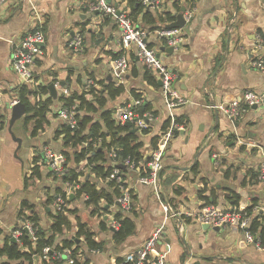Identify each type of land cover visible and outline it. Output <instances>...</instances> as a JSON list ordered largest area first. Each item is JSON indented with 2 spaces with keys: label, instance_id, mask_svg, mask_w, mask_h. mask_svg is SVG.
Segmentation results:
<instances>
[{
  "label": "crops",
  "instance_id": "crops-1",
  "mask_svg": "<svg viewBox=\"0 0 264 264\" xmlns=\"http://www.w3.org/2000/svg\"><path fill=\"white\" fill-rule=\"evenodd\" d=\"M92 1L6 0L0 4V242L22 215L36 214L45 229L53 223L54 200L59 190L65 189V181L60 176L54 178L56 174H49L44 166L40 167L41 177L31 173L33 157L43 156L46 146L61 156L62 136H55L60 120L53 113L64 89L68 93L82 92L89 79L123 84L124 92L108 102L115 108V117L133 93H142L157 117L150 131L138 132L144 143L142 155L154 147L158 131L170 118L158 74L141 63L135 45L126 49L122 46L116 18L110 13H95ZM108 2L132 11L127 0ZM189 2L162 0L155 9L158 13L171 12L175 18L160 27L152 28L141 15L137 20L151 31L167 27ZM195 4L197 11L188 24L190 30L183 32L179 48L170 52L169 45L156 35L150 39L158 56L177 73L175 85L188 98L174 111L176 119L186 121L185 132L175 134L163 158V199L176 210L194 213L208 203L221 208L237 206L228 198L232 190L239 194L241 207L254 205L257 199L258 208L253 211L257 214L260 207L264 208V181L254 183L252 176L264 162V105L247 108L234 121L213 105L237 99L247 90L264 92V71L254 64L258 55H264V46L256 47L259 36L264 41V0H195ZM39 21L45 41L33 70L38 84H55L57 96L48 112L50 121L33 135L35 122L27 121L26 113L10 124L12 101H20L25 84L13 68L12 57L21 39ZM78 34L82 36L81 48L72 44ZM121 54H127L130 68L118 83L115 59ZM146 70L154 76L155 84L146 79ZM138 177L137 170L125 174L133 191L132 209L126 215L134 220L135 229L123 241L113 239L106 214L93 212L94 206L86 204L96 222L94 238L105 241L102 250L87 253L90 264H117L118 256L134 258L154 228L163 224L165 230L154 252L164 254L166 264H264V246L248 242L245 231L236 225L215 229L190 216L166 219L154 187L139 182ZM97 184L101 185V180ZM47 195L55 196L52 202L46 201ZM71 199L70 207L76 212L68 213L71 225L57 237L59 243L74 236L78 218L88 224L85 199L75 195ZM111 206L115 210L116 203Z\"/></svg>",
  "mask_w": 264,
  "mask_h": 264
},
{
  "label": "built area",
  "instance_id": "built-area-1",
  "mask_svg": "<svg viewBox=\"0 0 264 264\" xmlns=\"http://www.w3.org/2000/svg\"><path fill=\"white\" fill-rule=\"evenodd\" d=\"M4 1L6 0H0V4ZM161 1L162 0H143L142 2L145 6L158 8ZM91 8L92 10H98L99 12L114 15L121 31L122 46L126 49L131 45H135L137 48V57L141 63L156 71L162 82L161 88L171 119L170 124L167 127H163L158 131V138L156 139L154 147L147 155H142V158L137 160L131 158V156H127L117 160V150L112 148L109 151L108 157L112 158L113 169L108 177V180L114 181V187L118 189L119 196L116 198L115 210H113V206H110V210L107 212L102 209L99 210L100 215L106 214L105 220L108 221L110 228H114L115 230L119 228L120 220L115 216V213L119 211L126 214L132 209L133 191L131 186L126 182L125 174L130 170H137L139 173V182L149 184L154 187L155 195L166 214V219L169 217L180 216L187 218L190 216L195 218L200 224H208L211 227L219 226L221 228L228 225H236L245 231L248 242H255L258 245L263 246L258 235L254 234L250 230L252 219L260 212H264L263 207H260V211L257 214L253 212L252 214H245L238 206L221 208L214 203H208L196 212L191 213L176 210L171 204L163 199V189L161 183L163 158L177 131L183 129L185 126L184 122L176 120L174 117V111L177 107L186 104L188 102V98L183 95L175 85L178 77L177 73H175L158 56L156 49L150 45V39L152 35H156L165 45H169L174 49H177L184 40V27H161L151 31L148 28L137 24L130 16L127 9L116 7L109 3L108 0H94L92 1ZM196 11L197 6L195 4V0H190L188 6L182 11L185 19V25H188L193 20ZM44 41L45 35L43 31V24L39 21L34 28L21 39L20 44L17 45L13 51L12 64L14 70L24 83L30 84L32 87L38 85L33 66L39 55L43 52L42 44ZM263 42L262 37L259 36L256 47L261 49L264 46ZM72 44L81 48L82 36L78 34ZM115 63L119 70L118 83H120V81H122L120 79L123 78V75L130 68V61L127 54H121L115 59ZM254 64L258 69L264 71V55H258L254 60ZM94 83L93 79H89L87 81L88 85ZM63 93L69 94L67 89H64ZM17 101L18 100H13L12 104H15ZM144 103L145 97L142 93L139 96L133 97L131 100L127 101L119 108L120 115H117L116 117L117 123H131L139 133L150 131L157 117L154 111L143 110ZM263 103L264 92L247 90L237 99L223 101L213 106L225 112L228 117L234 121L238 119L247 108H250L255 104L261 105ZM57 112V117L61 121L66 122L70 127L73 128L77 125L76 111L73 107L59 108ZM43 157L46 159L45 168L47 170H52L59 176H62L67 172V167H64L61 162L63 160L62 156L55 153L52 148L46 146L43 150ZM38 163L40 164L41 162ZM82 163H85V161ZM118 164H123L125 167L121 168ZM259 178L264 181V162L262 163L259 171ZM80 187V183L78 182L66 181L65 189L63 190L66 196L60 192L54 200V207L56 211L66 210L69 206L67 198L71 196V194L76 195L77 190ZM81 196L84 199L87 198L86 194H81ZM103 204L104 201L102 202V205ZM256 208L258 207L254 206L253 211ZM28 216L29 215H23L22 218L19 219L18 225L7 230L5 234H10L12 238L18 241L23 233L22 229H25L29 233L31 239L36 241V233L39 224ZM164 230V224L154 228L149 238L138 249L136 256L130 259L132 262L131 264H166L165 255L154 252L157 244L163 236ZM49 251L50 247L46 246L43 248L44 257L47 258ZM53 253L57 259H65L66 264H72L74 262L75 258L72 255V249L69 247H65L62 251ZM77 257H83L81 250L78 251ZM39 262L36 264H39Z\"/></svg>",
  "mask_w": 264,
  "mask_h": 264
},
{
  "label": "trees",
  "instance_id": "trees-1",
  "mask_svg": "<svg viewBox=\"0 0 264 264\" xmlns=\"http://www.w3.org/2000/svg\"><path fill=\"white\" fill-rule=\"evenodd\" d=\"M143 0H128L132 9L130 15L135 13L141 15V20L150 24L152 28L160 27L167 21L175 18V14L171 12L158 13L155 7L145 6ZM177 9H180L178 7ZM156 15V16H155ZM134 20V19H133ZM145 77L150 82L155 84L156 80L148 70L145 71ZM98 84H87L86 89L82 92H71L69 94L61 93L57 100L60 103L59 108H71L76 111L77 125L70 127L66 122L60 120L55 131V136H62L63 149L60 152L63 160L61 161L64 167H67V172L60 176L63 181L78 182L80 188L77 190L76 197L81 194H86L85 204H92L93 211L103 210L107 212L109 207L116 203V198L119 196V191L115 188L113 180H108V177L113 169L112 158L108 157V153L112 148L117 150V160L131 156L134 159L142 158V148L144 143L140 135L131 123H117L114 111L115 108L108 106L109 99H115L125 87L123 84H117L115 80H98ZM30 84H23L19 93V100L25 103L27 112L26 120L34 119V127L32 134L36 135L40 130L44 129L48 123V112L51 110V105L54 97L50 94L49 83H41L31 87ZM134 92V91H133ZM134 97L141 93H133ZM46 95V97H44ZM34 98V101H31ZM58 109L54 112L57 114ZM143 110H151L150 106L145 102ZM156 114V112L154 111ZM2 116H0V127L3 125ZM170 118L165 121L163 127L170 124ZM177 121H184L180 117ZM186 123V121H185ZM148 132V131H145ZM178 132V131H177ZM156 137L153 138V142ZM156 142V141H155ZM155 144V143H154ZM46 162V159L38 154L33 157L34 173L41 175L40 166L37 164L39 160ZM85 161V163H82ZM89 169V171L84 170ZM54 173L52 170H48ZM33 173V175H34ZM259 172L252 177L253 182H260L258 178ZM101 180V185L97 184ZM114 191L112 192L111 190ZM64 196L66 194L61 189ZM116 196V198H115ZM55 196L49 197L52 201ZM229 200L245 214H252L253 207L257 199H254V205L241 207L239 203V194L235 191H230L228 194ZM72 199L69 196L67 202L71 203ZM104 204L102 205V202ZM76 212L75 209L66 208V210H57L53 215V223L48 229L43 228L39 223V218L36 214L31 213L28 217L38 222L37 239L33 241L29 233L22 229L23 233L20 240L13 241L12 236L8 233L0 242V264H36L35 257L40 256L39 264H66L65 259H57L53 252L62 251L65 247L72 249L74 262L72 264H90V258L87 253L92 251L102 250L105 241L96 240L95 232L88 226L86 222H82L80 218L77 220V230L74 236L64 238L61 242H57V237L62 234L64 228H69L71 221L68 213ZM115 216L120 220V226L113 231V239L116 242L123 241L135 229V223L132 217L122 212H116ZM104 222L101 226L105 228ZM250 230L258 235L261 244L264 246V212H260L255 216L250 224ZM83 240L76 242L75 238ZM50 247L47 258L44 257L43 248ZM81 250L83 257L78 258L77 253ZM129 257H117V264H131Z\"/></svg>",
  "mask_w": 264,
  "mask_h": 264
},
{
  "label": "water",
  "instance_id": "water-1",
  "mask_svg": "<svg viewBox=\"0 0 264 264\" xmlns=\"http://www.w3.org/2000/svg\"><path fill=\"white\" fill-rule=\"evenodd\" d=\"M184 10V7H182V11ZM98 10H95V13H98ZM168 28H179V27H184V29L186 31H189V27L188 25H185V19L183 17L182 13H178L177 14V19L175 21H172L170 23H168L167 25ZM167 49L171 52L174 50V48L172 46L167 47ZM159 83L161 84L162 82L159 81ZM49 89H50V93L53 97L57 96V89L54 83H50L49 84ZM264 104V103H263ZM258 105L255 104L252 107L256 108ZM27 112V108L25 103L21 102V101H17L15 104H13L11 106V118H10V124L12 125L17 119H19L22 115H24ZM120 115V110L118 111V114ZM181 132L184 133L185 129H181ZM119 167L124 168L125 166L123 164H118ZM74 196V194H71V198ZM204 226L210 227V225L208 224H204ZM215 229H219V226H215ZM113 231L115 230L114 228H111ZM13 241H16L14 238L12 239ZM76 242H80L81 239L80 238H75ZM108 249V247H106V250ZM111 249L119 254V250L115 249L113 246H111Z\"/></svg>",
  "mask_w": 264,
  "mask_h": 264
},
{
  "label": "rangeland",
  "instance_id": "rangeland-1",
  "mask_svg": "<svg viewBox=\"0 0 264 264\" xmlns=\"http://www.w3.org/2000/svg\"><path fill=\"white\" fill-rule=\"evenodd\" d=\"M127 1H128V0H127ZM133 15L135 16V18H134ZM132 16H133V18H134V21L136 20V21L138 22V20H137L138 18H137V16H136V14L133 13ZM138 23H139V22H138ZM139 24H141L142 26H144L143 23H139ZM94 82H95V83H94V86H97V85H96L97 83H96L95 80H94ZM54 111H55V110H54ZM53 115H54L56 118H58V117H57V114L53 113ZM59 120H60V119H59ZM59 123H60V121L57 123V126H58ZM57 126H56V127H57ZM56 127H55V129H56ZM38 162H41V163H40L41 165L39 164V166H40V167H41V166H44V170H45L46 162L43 161V160H41V159H40ZM38 162H37V164H38ZM33 164H36V163L33 161ZM85 169H86V168H85ZM40 170H41V169H40ZM32 171H33V172H32L31 174L34 173V169H33V168H32ZM42 174H43L42 171H41V175H40V176L34 173V175L37 176V177H41ZM49 174H52V173L49 172ZM54 174H56V173H54ZM31 176H32V175H31ZM58 176H59V175L56 174V177H54V178H57ZM258 178H259V176H258ZM47 196H48V199H47L46 201L50 202L51 200H50L49 197H51V196H50V195H47ZM70 197H71V196H70ZM48 202H47V203H48ZM51 202H52V201H51ZM48 204H49V203H48ZM84 205H85V208H86V209H85L86 211H85L84 213H85V214L87 215V217H88V224H89V227H90L91 229H93V226H94V224L96 223L95 220L92 218L94 215H93V213H91V208L88 207L85 203H84ZM67 208H71V207H70V203H69V206H68ZM93 212H94V211H93ZM95 212H96V211H95ZM22 216H23V215H22ZM82 217H83V219H84V215L81 216V218H82ZM93 230H94V229H93ZM74 231H75V230H74ZM72 233H73V232H72ZM35 258H36V260H37L36 262H39V260H40V256L37 255ZM37 258H38V259H37Z\"/></svg>",
  "mask_w": 264,
  "mask_h": 264
}]
</instances>
